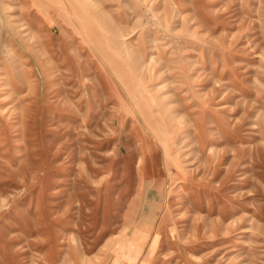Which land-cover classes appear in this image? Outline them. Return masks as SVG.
<instances>
[{
	"label": "rangeland",
	"instance_id": "374dc122",
	"mask_svg": "<svg viewBox=\"0 0 264 264\" xmlns=\"http://www.w3.org/2000/svg\"><path fill=\"white\" fill-rule=\"evenodd\" d=\"M0 264H264V0H0Z\"/></svg>",
	"mask_w": 264,
	"mask_h": 264
}]
</instances>
